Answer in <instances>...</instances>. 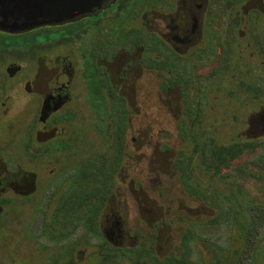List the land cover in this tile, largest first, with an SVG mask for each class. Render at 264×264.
<instances>
[{
  "label": "flooded vegetation",
  "instance_id": "af4514ba",
  "mask_svg": "<svg viewBox=\"0 0 264 264\" xmlns=\"http://www.w3.org/2000/svg\"><path fill=\"white\" fill-rule=\"evenodd\" d=\"M113 6L97 16L40 27L61 32L89 22L71 29V38L59 34L55 47H43L42 53L69 50L57 55L61 61L54 72L41 73L38 82L30 68L0 58V234L22 238L11 245L5 264H80L74 252L79 239L69 244L71 253L65 257L51 252L45 258L46 246L69 242L79 229L100 238L107 251L132 250L128 255H141V261L145 257L151 264L159 258L144 245L137 247L138 237L128 230L122 209L110 206L117 199L125 207L116 187L124 171L120 185L130 179L125 155L143 70L156 75L171 103H180L179 113L170 109L181 138L193 147L173 161L167 158L166 165L172 176L176 169L191 196L200 197L194 190L195 156L202 158L198 163L204 174L219 175L223 147H264V0H123ZM79 62L80 84L74 81ZM224 102L231 106L225 115L229 122L222 119ZM99 107L105 109L102 116ZM228 123L240 126L232 130L237 140L218 143ZM163 148L170 156L172 146ZM240 168L251 174L247 166ZM104 180L112 191L99 213L97 231L88 220L64 227L63 201L77 199L82 186H101Z\"/></svg>",
  "mask_w": 264,
  "mask_h": 264
},
{
  "label": "rangeland",
  "instance_id": "374dc122",
  "mask_svg": "<svg viewBox=\"0 0 264 264\" xmlns=\"http://www.w3.org/2000/svg\"><path fill=\"white\" fill-rule=\"evenodd\" d=\"M122 2L123 0H118L113 4L112 9H116ZM88 23L83 21L68 28L73 32L75 28L80 30ZM72 32L62 36L66 39L71 38ZM105 33L107 34V31ZM57 37L59 34L41 41L47 45L53 44ZM68 50V47L54 48L42 53L43 59L40 57L35 64L29 62H18V64L30 68L32 80L38 82L41 73L54 72L56 61L58 64L61 61L57 55L65 56ZM0 51L6 50L0 46ZM79 65L76 68L77 74L74 73L76 82H79L81 72L79 70L80 62ZM63 72L65 71L63 70ZM139 78L135 90V103L131 108L133 122L128 134L125 155V164L130 179L123 186L120 185L127 175L124 171L121 175L123 181H118L116 187L118 194H122V202L125 207L116 198V201H110V206H113L114 209H122L128 230L132 235L138 237L137 247L144 245L159 258L169 255L180 256L184 251L181 245L184 235L188 234L187 228H191L194 231V239L189 243L191 248L188 256L189 264L211 262L216 254L233 262L237 259L241 249L244 248V228L239 224L241 217L249 226L255 224L257 229H252V243L247 252H244L240 264H264V147L249 151L242 150L223 165L219 175L213 172L204 174L198 163L199 158H202L195 156L194 190L200 194V197L191 196L182 186L176 169L173 172L175 176H172L166 165L168 159L173 161L174 157H177L184 148L188 150L193 147L191 140L185 142L181 138L170 109V107L176 108L179 113L180 106L176 104L180 103H177V100L175 104L171 103L170 97L168 98L160 91L161 81L156 78L155 74L143 70ZM172 104L175 107H172ZM223 104L222 119L229 122L230 118L227 119L229 116L225 115L230 113L231 106L225 102ZM96 110L100 116L105 112L102 107L96 108ZM86 124L87 122L83 123L87 126ZM234 126L240 127L238 124L232 126L230 123L223 124L222 137L218 138L217 142L228 144L236 141V132L232 130L238 131L240 128L237 129ZM98 127L99 130L104 129L100 123H98ZM142 129L149 130L150 133L140 135L138 132ZM133 138L137 140L134 142ZM166 144L173 148L170 156L164 153L163 146ZM242 166H247V170L251 174L241 173L239 168ZM52 206H50V210L53 208ZM244 213L249 216L250 220L243 216ZM215 220L219 223H214ZM21 239V234H0V264H5L11 245ZM76 239H79V244L74 252L75 257L77 254L80 264H99L102 260L100 258L102 252L104 254L112 252L109 248L107 251L100 238L79 229L69 242L64 241L56 247H51L50 244L46 246L48 251L45 258H49L51 252H57L63 257L67 253L70 254L69 244ZM254 246L257 248L255 252ZM103 247L105 249L101 251ZM23 251L22 248L19 249V253L24 254ZM30 253L36 255L40 252L30 250ZM117 253L120 255L121 264H136V258L128 255L129 253L133 254L132 250H120ZM28 255L30 254H25L24 257H28ZM249 258L252 263L249 262ZM144 259L145 257L142 261ZM145 264H151L149 259H145Z\"/></svg>",
  "mask_w": 264,
  "mask_h": 264
},
{
  "label": "trees",
  "instance_id": "16d2710c",
  "mask_svg": "<svg viewBox=\"0 0 264 264\" xmlns=\"http://www.w3.org/2000/svg\"><path fill=\"white\" fill-rule=\"evenodd\" d=\"M44 26V25H43ZM42 27V26H40ZM37 27L36 30L21 32V33H2L0 32V46L6 51H0V58L5 61L6 58H11L15 62H29V63H36L39 60V57L42 53L43 47L53 48L55 47L56 42L53 41V44H45L42 39L51 38L56 34L65 35L66 33H71L70 29H63L61 32L58 29L53 28H40ZM120 140H118L119 142ZM101 145V144H100ZM240 147V146H239ZM119 150L122 148V142L120 141ZM240 148L234 149V146L231 147H223L220 151L219 158L221 159L223 165L226 164L229 159L237 156L240 153ZM240 171L244 174H247L245 168H240ZM115 170H112L109 178L112 179ZM103 177H101L102 179ZM112 191V185H108L107 182L104 180L101 186L93 185V186H82L80 188L81 194H78V198L73 200H65L63 201L61 211H62V225L64 227L70 226L73 222H81L83 220H88L92 228L97 231V227L99 224V213L102 209L104 204L105 198L107 195ZM241 213L240 211H238ZM240 216V214H239ZM242 216V215H241ZM243 216L248 217L247 214H243ZM241 222L239 224L244 228L243 230V240H244V248L241 249L236 260L231 262L230 259L221 258L217 254L215 258L211 262L203 263V264H240L243 260L244 252H247V249L250 248L252 243V229H257L256 225L249 226L247 222H244L242 218H239ZM238 219V220H239ZM250 220V219H249ZM188 234L184 235L182 241L183 252L180 256H171L165 260H161L159 258H155L152 262L153 264H189V253L191 251L189 243L194 239V231L189 228L187 231ZM63 236H66L65 234ZM255 242V241H254ZM253 242V244H254ZM248 247V248H246ZM111 251L109 253L102 255L100 258L99 264H121L120 262V255L117 253L118 249L113 247L110 248ZM254 252L257 248L254 246ZM111 252V253H110ZM134 253V251H132ZM136 264H145L141 261V255H135ZM251 258H249V262Z\"/></svg>",
  "mask_w": 264,
  "mask_h": 264
},
{
  "label": "water",
  "instance_id": "95a60500",
  "mask_svg": "<svg viewBox=\"0 0 264 264\" xmlns=\"http://www.w3.org/2000/svg\"><path fill=\"white\" fill-rule=\"evenodd\" d=\"M115 1L0 0V31L21 33L43 25L65 24L84 16H97L112 7ZM45 116L43 110V120Z\"/></svg>",
  "mask_w": 264,
  "mask_h": 264
}]
</instances>
